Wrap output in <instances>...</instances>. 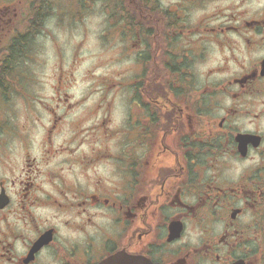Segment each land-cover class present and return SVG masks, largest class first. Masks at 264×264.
Wrapping results in <instances>:
<instances>
[{"label":"flooded vegetation","instance_id":"af4514ba","mask_svg":"<svg viewBox=\"0 0 264 264\" xmlns=\"http://www.w3.org/2000/svg\"><path fill=\"white\" fill-rule=\"evenodd\" d=\"M166 9L160 29L152 21V98L134 100L142 113L127 128H106L100 100L89 112L109 114L84 132L102 130L76 132L71 149L34 155L22 138V170L0 179V264H100L120 252L264 264V0H234L195 29ZM56 11V0H0V106L22 89Z\"/></svg>","mask_w":264,"mask_h":264},{"label":"rangeland","instance_id":"374dc122","mask_svg":"<svg viewBox=\"0 0 264 264\" xmlns=\"http://www.w3.org/2000/svg\"><path fill=\"white\" fill-rule=\"evenodd\" d=\"M57 1L58 6L64 4L57 6L54 18L32 42L23 67L25 81L22 79V89L17 91L22 95L12 92L8 103L0 106V179L11 178L22 170L24 137L34 155H39L42 147H75L72 142L75 133L80 136L86 125L99 121L96 116L100 115L89 112L91 106H97L99 97L109 101L110 114L107 109L97 112L102 117L109 114L106 128L110 130L127 128L131 115L139 116L141 112L138 101L133 100L137 89L132 86L144 71L138 55L147 51L145 41L138 36L139 30L133 35L121 21L118 22L121 28L116 27L105 10L110 0L91 1L74 18H70L66 8L69 0ZM233 2L205 0L200 5L195 0H161L165 8L180 9L192 29L202 17L217 10L224 15L230 13ZM258 4L253 2V7ZM214 61L215 54L205 59V71ZM133 125L126 130L136 132ZM101 130L102 127H88L84 135ZM54 159L63 162L65 158L59 155ZM64 173L72 176L70 170Z\"/></svg>","mask_w":264,"mask_h":264},{"label":"trees","instance_id":"16d2710c","mask_svg":"<svg viewBox=\"0 0 264 264\" xmlns=\"http://www.w3.org/2000/svg\"><path fill=\"white\" fill-rule=\"evenodd\" d=\"M84 0H76V3L78 5H81ZM123 4V10L125 14V18L127 20L128 27L133 30L136 26H134L136 23H131L132 19H137L138 26L142 29V31L146 32L147 36L152 32L149 29V25L152 26V21L157 22L158 29L161 28V21L164 19H167L170 15L168 12H161L160 10L152 11L154 14H149V8L153 7L152 0H110L109 6L111 8V5L114 6L115 11L116 9ZM145 6L148 8L145 9ZM147 11V12H146ZM116 13V12H115ZM146 79L151 80L150 87L152 86V59H150V62L148 66L146 67ZM145 95L147 99L152 98V89H148L145 91Z\"/></svg>","mask_w":264,"mask_h":264},{"label":"water","instance_id":"95a60500","mask_svg":"<svg viewBox=\"0 0 264 264\" xmlns=\"http://www.w3.org/2000/svg\"><path fill=\"white\" fill-rule=\"evenodd\" d=\"M43 244V240H39L37 246ZM100 264H154L151 260L144 256H130L126 253H121L114 257H111Z\"/></svg>","mask_w":264,"mask_h":264}]
</instances>
